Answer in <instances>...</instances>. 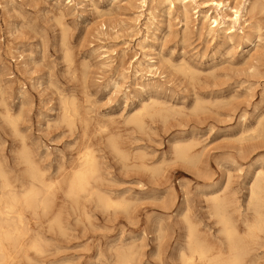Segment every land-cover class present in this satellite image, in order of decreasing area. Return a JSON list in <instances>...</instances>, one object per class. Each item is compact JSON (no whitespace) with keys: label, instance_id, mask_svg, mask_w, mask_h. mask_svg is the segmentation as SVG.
Masks as SVG:
<instances>
[{"label":"rangeland","instance_id":"obj_1","mask_svg":"<svg viewBox=\"0 0 264 264\" xmlns=\"http://www.w3.org/2000/svg\"><path fill=\"white\" fill-rule=\"evenodd\" d=\"M188 12L186 25L178 3L168 9L149 2L141 6L139 0H0V159L9 176L26 177L19 159L23 147L50 178L70 173L83 150L91 148L99 166L92 186L127 202L124 208H106L95 195L81 194L76 205L64 195L63 184L51 213L40 224L30 220L43 234L42 252L15 254L13 264H117L116 251L125 245L134 250L132 264H181L183 212L215 234L218 225L208 214L206 196L222 186L236 199L241 216L252 218L249 185L255 171H264V137L254 132L259 121L264 126V46L208 34L201 29L200 12L192 7ZM244 18L245 25L256 22ZM235 30L241 35L238 26ZM258 34L264 37V27ZM143 53L155 57L156 63H149L158 66L154 75L137 66ZM61 100L75 102L73 124L63 120ZM150 101L167 111L143 113V125L130 122ZM110 138L123 156L110 148ZM175 140L192 145L200 161L193 165L176 158ZM58 210L63 230L48 223ZM259 242L252 264H264V234Z\"/></svg>","mask_w":264,"mask_h":264},{"label":"bare ground","instance_id":"obj_2","mask_svg":"<svg viewBox=\"0 0 264 264\" xmlns=\"http://www.w3.org/2000/svg\"><path fill=\"white\" fill-rule=\"evenodd\" d=\"M148 2L150 3L151 6H155V7L167 6L168 9H170L171 7H174L175 3H178L179 8L181 10V15H182V17L184 19V23L186 25L189 22L188 21L189 20L188 9L190 7H192L196 11L200 12V15H201L200 19L202 21L201 29H205L208 34L221 33L225 38H227L230 41H233L234 36H238L241 39L244 38L245 42H247L250 45L252 44L254 47H257L258 45L264 46V37H261V35L258 34L261 31L262 27H264V0H241L242 3L240 2L239 4L234 5V6L233 5L229 6V4L227 2H225L224 0H139V3L141 6L147 5ZM199 7L200 8L201 7H204V8L207 7V9L206 10L197 9ZM210 10H212V12H210ZM227 10H229L230 12H227ZM17 11L19 12V10H17ZM104 12H102V13H104ZM246 15L248 16V19L249 18L255 19L256 20L255 24L251 25L250 23H247L245 25L246 19L244 17ZM24 18H26V16ZM242 18H244V19L241 21ZM25 21H24V23H25ZM21 24H22V22H21ZM103 24H102V26H103ZM199 24H198V27H199ZM236 26H238V29H239L241 35H236V30H235ZM130 27H133V26H130ZM245 28H249L250 30L256 31V35H252L249 31L244 32ZM12 34H10V35H12ZM163 36H162V38H163ZM65 45H66V43H65ZM152 48H153V46H152ZM104 49L105 50L103 52V55L108 57L110 51L106 48H104ZM65 53H67V52H65ZM59 57H61V55ZM63 61H65V60L63 59ZM65 62H67V61H65ZM120 62H121V60H120ZM143 63L145 65L144 68L142 67ZM149 63H156V59H155V57L148 56V54H145V53H143L141 59L137 60V66L140 67L141 70H144V71L148 72L149 74L154 75L158 66L156 67L155 64H149ZM173 63L176 64L175 61H173ZM181 63H182V61H180L178 66H180ZM184 63L185 62H183V64ZM35 65H36V63H35ZM64 66H66V65H64ZM186 67H189V66H186ZM176 68H174V70H176ZM153 69H155V70L152 71ZM189 69H190V71L191 70L193 71V69H191V68H189ZM64 71H66V70H64ZM138 71L139 70H136V72H138ZM190 71H188V72H190ZM186 72H185V75H186ZM189 74H188V78H190L192 76L190 74V77H189ZM81 75H82V72H81ZM262 76H264V75H262ZM192 78L193 77H191L190 79H192ZM86 79L84 81H86ZM1 80H2V78H1ZM40 85H42V83H40L39 86ZM55 88L57 89V87H55ZM61 97H62V95H61ZM237 97H239V96H237ZM230 98H232V97H230ZM4 100H6V98ZM69 101H67V100H64V102L62 100L60 101V103L63 102V115H62V117H63V120L66 121V123H68V125L73 124L75 117L78 115V109H77L75 102L71 101V100H69ZM155 102L156 101H150V103H146V104L143 103L141 105V107H139V109H137L132 115H130L129 121L134 122L137 125H141L143 113H146L148 115L149 114H162L163 111H165V110L167 111L166 108H162V107L161 108L159 107L158 109L154 108L153 106L157 104ZM230 102H231V100H230ZM1 103H3V102H1ZM221 103H222V101H221ZM219 104H220V102L218 103V105ZM221 107H223V106L221 105ZM150 108L152 110H150ZM93 109H94V107H93ZM196 109H197V107H196ZM229 109H231V108H229ZM194 110H195V108H194ZM201 110H203V107L201 108ZM192 112H194V111L192 110ZM176 114H178V113H176ZM27 115H28V113H27ZM98 115H99V113H98ZM6 116L9 119V122H11L10 120L13 119L11 117V115L7 113ZM260 118H262V115L260 116ZM125 120H126V118H125ZM123 123H125V122H123ZM126 123H127V121H126ZM100 125L102 127L101 123H100ZM257 125L261 128H258V126H256V129L254 130V132L257 134V137L258 136L264 137V126H261L260 121L257 123ZM103 128H105V126H103ZM241 130H242V128H241ZM133 132H135V131H133ZM15 135H17V134L15 133ZM252 135H253V133L250 134L251 137H252ZM68 137H70V136H68ZM251 139H253V138H251ZM74 141H75V139H74ZM240 141H241V139H240ZM71 143H74V142H71ZM201 143H202V141H201ZM109 144H110V148L115 150L118 154H121L122 156L124 155L123 152L116 145V142L114 140H112L111 138L109 139ZM173 144L174 145H173V152L172 153L174 154V156L176 158L181 159L183 161H190L191 163H193V162L198 163L200 161L199 160L197 162L200 154L192 152V145L188 144L185 141H181V140H178ZM239 145H241V144H239ZM141 151H143V150H141ZM200 152H201V150H200ZM96 157L97 156L94 155V152L91 148H86L85 150H83V152L81 153V155L79 157L78 165L74 166L71 169L70 173L64 172L63 174H61L62 176L60 178H58V177H55V178L47 177L46 171L43 170L39 166V164L32 158V156L28 152V150L24 147L19 151V159L26 165V168L24 170V172L26 174L25 178H20V177H16V176L10 177L9 173H8L9 170L7 171L5 169V167H4L5 164L3 165V162L0 159V264H13L15 254H18V253H19V255L22 254L23 256L28 257V255H27L28 250H34L35 252H42V241H44L43 234L39 231V229L32 227L30 220H34L35 224H40L42 222L41 217L47 216L48 214L51 213V207H52L53 201H54L55 196H56V191H58L60 188H63V184L65 186L63 188L64 189L63 193L67 198L69 197L74 201V203L72 202L73 204L78 205L77 204L78 197L81 194H86L88 196L95 195L97 197V200L101 203V205H103L106 208H124V207H126L127 202L124 199L113 198L110 195H107L106 193L105 194L101 193L99 190H97L96 188H94L92 186V181L97 180L99 178V166H98V162L96 160ZM190 162H189V164H191ZM131 163H133V162H131ZM164 163H163V165H164ZM181 163H182V161H181ZM132 165L134 166V164H132ZM193 165H194V163H193ZM43 166H45V165H43ZM191 166H192V164H191ZM196 166H198V165H196ZM157 167H155V169ZM156 170H158V169H156ZM233 170H235V169H233ZM151 177H152V175H151ZM224 179H226V178H224ZM227 179H228V177H227ZM226 184H228V183H226ZM109 193H111V192H109ZM238 200H239V198H238ZM94 201H95V199H94ZM206 201L208 202V214H209V216H211L214 219V224L218 225L216 233L214 234L212 232H209L206 229H203V227L199 221L197 222L196 220H194L191 217V215L187 214L186 211L183 212L182 216L184 218L183 220L185 221L184 225H185L186 232H185V246H184V248H181L179 251L180 263L181 264H252V258H253V255L259 246L261 234H264V171H261V170L255 171L253 179L249 185L248 197H247V208L252 210V212H253L252 218H248L247 216L246 217L241 216V214L239 213V208H238L239 205H237L236 199L233 197L232 194H229L227 192L226 187L222 186V188H216V189L210 191L209 194H207V196H206ZM69 202H71V201H69ZM90 202H92V201H90ZM128 206H129V203H128ZM60 208H61V206H60ZM70 208H71V205H70ZM75 208H76V206H75ZM62 213H63V211H62ZM66 213H68V212H66ZM235 213H237L239 215L238 219L235 217ZM27 214H29V217L27 216ZM85 214H86L85 216L88 217L87 216L88 213H85ZM60 216H61V213L58 210L57 213L52 214L51 217L48 218V223H49L50 227L57 226V230H58V227L61 230H63V227L61 225L62 219H60ZM76 217H74V218H76ZM86 219H88V218H86ZM86 221H88V220H86ZM158 221H159V219H158ZM240 222H241V225H243L242 226L243 229L241 228V225L239 224ZM87 224L89 225V223H87ZM64 231H65V229H64ZM160 232L161 231H159V233ZM61 233H62V231H61ZM141 235H140V237H141ZM158 237H160V236H158ZM153 239H154V237H153ZM128 243H130V242H128ZM46 244H47V242H46ZM156 247H157V245L155 246V248ZM155 250H157V249H155ZM47 252H48V250H47ZM163 255H164V253H163ZM256 255L258 257V254H256ZM133 256H135V255H134V250H133L132 246H126L125 245L123 247H120L116 251V262H117V264H132ZM159 258H162V257H159ZM255 259H257V258H255ZM138 262H139V260H138ZM255 262H256V260H255ZM262 262H264V261H262Z\"/></svg>","mask_w":264,"mask_h":264}]
</instances>
